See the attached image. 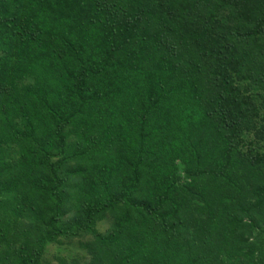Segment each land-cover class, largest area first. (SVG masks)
I'll list each match as a JSON object with an SVG mask.
<instances>
[{"label":"trees","instance_id":"1","mask_svg":"<svg viewBox=\"0 0 264 264\" xmlns=\"http://www.w3.org/2000/svg\"><path fill=\"white\" fill-rule=\"evenodd\" d=\"M86 236L264 264V0H0V264Z\"/></svg>","mask_w":264,"mask_h":264},{"label":"rangeland","instance_id":"2","mask_svg":"<svg viewBox=\"0 0 264 264\" xmlns=\"http://www.w3.org/2000/svg\"><path fill=\"white\" fill-rule=\"evenodd\" d=\"M248 144V142H247ZM113 219L108 216L104 221L100 222L96 226V231L102 235L107 236L112 230ZM253 237L250 241H253ZM263 240V239H262ZM60 245H49L45 253L43 255V261L46 264H89V262L93 259L92 251L88 249L91 241L88 236L82 237L79 239H75L71 242L66 240H61ZM256 245V244H255ZM264 250V249H263ZM259 254L257 251L256 256ZM264 258V255H262ZM256 264L258 261L256 258L252 261ZM264 262L261 261L260 263ZM250 263V261L248 262ZM259 263V262H258Z\"/></svg>","mask_w":264,"mask_h":264}]
</instances>
